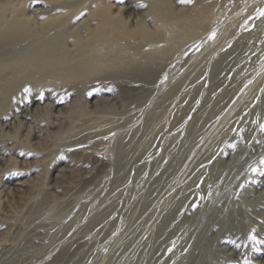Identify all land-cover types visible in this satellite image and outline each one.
<instances>
[{
  "label": "rangeland",
  "instance_id": "rangeland-1",
  "mask_svg": "<svg viewBox=\"0 0 264 264\" xmlns=\"http://www.w3.org/2000/svg\"><path fill=\"white\" fill-rule=\"evenodd\" d=\"M25 1L27 0H7L2 4V10L8 12L12 7L27 14ZM133 1L144 3L134 12L146 15L147 19L141 25L149 36H157L153 22L162 15L165 24H175V33L166 42L159 44V39L154 38L149 47L143 48L145 46H141L138 36L139 26H135L136 46L132 45L129 50L137 55L143 68L140 74L132 78L113 80L121 84L124 91L116 86L100 95L92 92L80 95L66 87L51 93L52 88L45 89L50 81L36 77L13 86L12 92L0 97V112L7 110L14 101L30 100L41 89L52 99H62L58 104L51 105L52 99L44 98L31 106L30 109L38 106V112L32 116L31 121L25 120L23 125H16L11 129L3 128L5 132L0 128V153L5 147L11 149L5 155H0V264H108L109 261L112 264H124L118 256V248L125 244L127 255L133 245L145 241L147 230L155 220L158 198L167 195L170 186L189 187L187 182L178 184L177 179H173L170 184L166 172L167 167L173 164L172 158L176 153L180 150L184 152L187 146L185 140L194 137L195 145L204 142V147L209 149L208 160H201L198 163L200 167L213 165L216 161L225 162L226 157H218L219 152L215 148L211 149L214 143L208 139L210 133L199 138L200 135L195 132H184L193 122V115L198 110V103L195 102L200 96L188 106L187 113L178 122L175 114L183 109L188 99L193 98V94L207 88L209 62L221 59L223 52L226 51V55L233 41L245 36L261 22L264 0ZM84 2L80 4L81 7H76L86 12L77 19L75 26L85 21L88 13L100 16L107 11L116 16L120 12L118 9L124 7L120 0H104L92 4ZM119 16L125 22V15L120 12ZM179 24L183 25L181 29ZM152 69L156 70L155 76L148 78ZM252 74L253 71L247 78ZM245 82L246 80L241 86ZM58 83L59 81L54 82L55 85ZM68 91L73 93L66 95ZM238 94L234 95L235 100L238 99ZM218 96L216 91L208 101ZM208 101L205 107L208 106ZM15 106L21 109L17 107V103ZM237 117L238 115L234 119ZM203 118L204 112L196 120L202 121ZM37 123L40 124L37 127L42 133L34 137L31 127H36ZM211 127L213 123L208 122L203 132H211ZM228 140L220 139L216 145H225ZM3 142L4 145H1ZM200 146H194L189 156L202 154L198 150ZM67 158L73 164L69 167L72 170L65 178L58 179L56 188H52L56 169L61 168ZM188 159V154L183 157L182 163L173 171L175 177L185 170L188 171L186 177L188 176L193 168ZM246 160H250L247 163L252 162L251 168L257 167L243 172L245 180L241 187L249 191L253 179L264 168V164L251 153L247 154ZM17 183L23 185L19 187ZM16 188H21L22 192L17 193L14 190ZM256 190L262 191V186L256 187ZM247 199L251 198L247 196ZM142 201L144 202L141 203ZM246 202L248 209H252V218L258 217L256 223L252 222L255 230L264 235V221L260 220L261 211H258L261 208L257 209L254 203ZM90 249L95 251L87 256L86 251ZM263 249L262 246L261 250Z\"/></svg>",
  "mask_w": 264,
  "mask_h": 264
},
{
  "label": "bare ground",
  "instance_id": "bare-ground-1",
  "mask_svg": "<svg viewBox=\"0 0 264 264\" xmlns=\"http://www.w3.org/2000/svg\"><path fill=\"white\" fill-rule=\"evenodd\" d=\"M6 1L0 0V97L12 92L13 86L36 77L45 79L47 82L50 81L45 89L52 88L51 93L66 87L68 89L70 87L73 92L80 95H88L90 92L100 95L101 92L111 90L116 86L123 90L121 84H117L113 80L122 81L132 78L140 74L143 68L137 55H133L132 50H129L132 45L136 46L134 44L137 34L135 26H139L138 36L141 39V46H145L143 48L149 47L154 38L159 39L157 42L159 44L166 42L175 33V24H165L162 15L161 20L158 17V20L153 22L157 36H149L150 34H147V30H143L141 25L147 19L146 15L134 12L144 4L139 1L120 0L124 7L118 9V12L125 15V22L119 16L120 12L119 15L112 16L109 14L110 12L105 11L100 16L88 13L86 20L76 26L74 23L83 16L81 14L86 12V10L84 12L80 10V4L85 3L84 1L92 4L104 0H27L24 3L27 14L22 10L12 9V7L8 12L2 10V4ZM87 5L89 6V4ZM77 6H80L79 10L76 9ZM260 6L262 7V5ZM73 9L74 11H70ZM260 17L261 22L253 30L229 45L228 54L225 55L226 51H224L221 59L209 62L206 77L207 88L193 94V98L188 99L183 109H178L179 111L175 114V120L178 122L187 113L188 106L200 96L195 102V104L198 103V110L193 115L195 118L193 117V122L187 126L184 132L190 134L195 132L200 135L199 138H204L210 133L208 139L214 143L211 149L215 148L216 152H219L218 157H226L225 162L216 161L213 165L206 164L204 167H200L198 163L202 162L201 160L205 159L204 162L208 160L209 149L204 147L203 141L202 144L195 145L194 137L185 140L187 146L184 152L177 150L178 153L172 158L173 164L171 163L167 167L166 172L170 184L173 179H177L178 184L187 182L189 187L170 186L167 195L158 198L155 204L157 207L155 220L147 230L145 241L133 245L131 252L127 255L125 254V244H119L117 253L124 264H264V249L261 250L262 246L264 247V235H260L255 230L253 224L256 223L258 217L253 219L252 209H248L249 207L246 205V201H249L254 203L255 208H261L258 210L261 211L259 216L260 220L264 221V205H260V203L264 204V168L253 179L249 191L243 190L241 187L245 180L243 172L257 168H251L252 162L247 163L250 160L245 161L247 154H254L255 159L260 158V163L264 164V12ZM182 27L183 25L179 24V29ZM152 58L156 59L154 56ZM155 71L152 69L148 78L152 77ZM251 71H253L252 76L247 78ZM55 80L59 81L58 85L54 84ZM245 80L246 82L241 86ZM239 86L241 87L239 88ZM216 91L219 96L208 101L211 94ZM73 92L68 91L66 95ZM45 93L47 94L41 89L32 95L30 100L16 101L17 107L21 109L16 108L14 101L13 105L7 110L5 109L6 111H1L0 128L11 129L16 125H23L25 120L32 119V116L38 112V106L34 109L30 108L42 99L50 98ZM235 94H238L237 100L234 99ZM195 95L197 96L195 97ZM27 97H29L28 94ZM61 100L53 98L51 105L58 104ZM200 100H202L201 104ZM207 101L209 103L205 107ZM50 107L53 108V106ZM203 112V120L197 121L196 118ZM236 115L238 117L234 119ZM9 120L12 121L6 122ZM208 122L213 123L211 132H203ZM39 125L37 123L36 127ZM36 127H31L34 137H38L42 133ZM220 139L229 140L225 145L221 146L220 143L216 145ZM1 145H4V142ZM194 146H200L198 150L202 154L197 156L193 153L195 156H189ZM6 148L0 155H5L11 150ZM186 153L189 164L193 168L187 177V170L175 177L173 171L182 163ZM64 163L61 168L56 169L52 188H56L58 179L65 178L72 170L69 167L73 164L68 158ZM131 165L133 164L131 163ZM22 185L23 183H17L19 187ZM261 186L262 191L256 190V187ZM14 190L17 193L22 192L21 188ZM247 196L251 199H247ZM8 202L7 204H9ZM128 242L130 241L128 240ZM94 251L95 249L86 251L87 256L92 255ZM103 255L101 254V256ZM108 264H112V262L109 261Z\"/></svg>",
  "mask_w": 264,
  "mask_h": 264
},
{
  "label": "snow or ice",
  "instance_id": "snow-or-ice-1",
  "mask_svg": "<svg viewBox=\"0 0 264 264\" xmlns=\"http://www.w3.org/2000/svg\"><path fill=\"white\" fill-rule=\"evenodd\" d=\"M181 2H184V0H181ZM27 91V90H26Z\"/></svg>",
  "mask_w": 264,
  "mask_h": 264
}]
</instances>
